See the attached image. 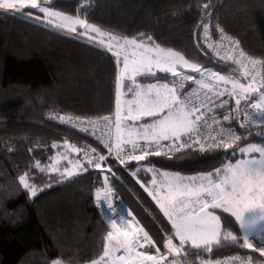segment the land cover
<instances>
[{
	"label": "trees",
	"instance_id": "16d2710c",
	"mask_svg": "<svg viewBox=\"0 0 264 264\" xmlns=\"http://www.w3.org/2000/svg\"><path fill=\"white\" fill-rule=\"evenodd\" d=\"M85 3L86 0H51L53 9L79 15L103 30L129 37L140 33L151 35L162 47L190 54L189 58L221 75L232 70L240 73L205 47L203 30L198 25L204 19L202 5L209 3L211 19L205 21L209 30L216 34V25L223 27L226 33L239 39L248 54L264 59V0H92L87 7ZM22 11L42 15L35 9ZM89 11L91 14L87 15ZM197 43L199 54L193 52ZM116 70L115 58L87 39L57 31L46 22L28 19L20 13L0 11V264H51L57 258L65 264H88L98 257L110 230L105 221V207L101 209L95 202V191L103 184L105 174L154 239L159 241L164 236L160 229L171 228L156 202L140 186L141 183L150 186L152 174L141 170L135 177L131 175L137 162L125 167L109 158L107 166L115 172L112 176L88 166L83 152L79 155L71 152L69 160L80 159L88 167V171L71 180H63L59 172L42 173L34 167L36 161H40L41 167L51 165L65 151V140L78 148L95 147L106 155L92 138L48 117L55 112L113 113ZM238 128L246 138L240 142L242 145L264 142V136L259 134L264 127ZM53 143L61 147L53 148ZM169 155L172 159L164 156L149 159L159 170L184 175L210 172L228 159L234 160L226 157L222 149ZM69 160L57 164L61 172L71 167ZM24 172H30L33 177L30 182L44 189L35 198L18 185V177ZM223 217L225 227L240 235L234 218L228 214ZM251 242L254 248L259 247L253 236ZM254 248L224 244L213 249L211 258L223 260L240 255L264 260ZM173 258L182 264H200L209 254L189 250L180 256H169L168 260Z\"/></svg>",
	"mask_w": 264,
	"mask_h": 264
},
{
	"label": "snow or ice",
	"instance_id": "6c2138e0",
	"mask_svg": "<svg viewBox=\"0 0 264 264\" xmlns=\"http://www.w3.org/2000/svg\"><path fill=\"white\" fill-rule=\"evenodd\" d=\"M91 4L92 0H86L85 7ZM210 7L209 3L202 5L204 19L198 28L203 30L207 48L221 62L230 61L238 66L239 77L221 75L189 58L190 54L162 47L151 35L121 36L103 30L79 15L54 11L51 0H0L3 13H20L28 19L46 22L57 31L87 39L115 58L114 119L112 115L92 118L50 114L48 117L93 136L107 150V155L95 147L78 148L65 140V151L59 156L69 160L71 152H83L88 166L112 176L115 172L107 166L109 158L125 167L137 162L136 171L131 175L135 177L141 170L152 174L150 186L142 183L140 186L171 225L170 229H160L165 234L159 241L140 224L131 210H123L121 214L127 217L126 226L120 225V214L112 199L116 193L109 175H105L103 184L95 191V202L101 209L106 205L113 215L108 217L110 230L104 238L102 253L88 264H178L175 258L169 261L168 257L180 256L189 250L209 254V258L201 259L200 264H264V260L256 261L251 256L230 260L211 258L213 249L224 244L253 249L251 238L257 227L264 223V143L242 145L240 142L246 138L230 126L234 121L245 130L253 123L264 125V59L248 54L239 39L219 25H216L219 41L207 42L210 33L209 23L205 21L211 19ZM25 9L37 10L43 14V19L31 12H23ZM90 14L89 11L87 15ZM193 52L199 54L198 43ZM126 79L130 81L127 86L124 84ZM139 79L156 82L144 85L138 82ZM241 79L247 82L242 83ZM124 87L131 94V99L124 102L126 109H122L121 104ZM225 96L228 99H222ZM232 99L235 100L234 109L230 107ZM242 101L243 108L240 107ZM220 109H225L222 118L216 114ZM142 119L143 123H137ZM225 122L229 126L226 127ZM259 134L264 136V132ZM52 147L61 146L53 143ZM183 149L201 153L222 149L226 157L234 158V162L228 159L210 172L185 176L180 172L161 171L149 159L161 156L172 159L170 153ZM56 163L54 161L45 168L36 161L34 167L42 173L59 172L63 180L75 179L81 172L88 171L80 159L69 160L71 167H65L62 172ZM32 179L30 172H24L18 177V185L35 198L44 189L30 182ZM223 214L234 218L240 235L225 227ZM254 250L264 257V239ZM51 264H65V261L57 258Z\"/></svg>",
	"mask_w": 264,
	"mask_h": 264
},
{
	"label": "built area",
	"instance_id": "2783aa9c",
	"mask_svg": "<svg viewBox=\"0 0 264 264\" xmlns=\"http://www.w3.org/2000/svg\"><path fill=\"white\" fill-rule=\"evenodd\" d=\"M209 33H210V39H209L207 42H210V43H216V42L219 41V33H218V32H217L216 34H214L213 32H211V30H209ZM205 47H206V49L208 50V52H209L210 54H212V55L215 56L217 59H219L214 53H212V52L207 48V44H206V42H205ZM241 47H242V46H241ZM221 55H223V50H221ZM254 57H255V56H254ZM256 58H258V57H256ZM226 64H229L230 66H234V68H236V69L239 70L238 66L235 65V64H232L230 61L227 62ZM229 74H234V75H236V76H238V77H239V75H240V73H236V72H234L233 70H232V71H228V72L224 73L223 75H229ZM241 82H242V83H246L247 81L244 80V79H241ZM189 83H190V82H189ZM229 87H230V85H229ZM222 99H228V97L225 96V97H223ZM230 107L233 108V109L236 107V105H235V100H234V99H232V100L230 101ZM240 107H241V108L244 107V103H243V101L241 102V106H240ZM224 111H225V109H220V110H218V112L216 113L217 116L222 118V113H223ZM52 114L65 115V114H60V113H58V112H55V113H52ZM233 114H234V113H233ZM68 115H70V114H68ZM103 115H112V117H113V119H114V112L111 113V114L73 115V116H81V117H92V118H95V117H97V116H103ZM241 119H243V117H241ZM225 125H226V127L229 126V125L227 124V122H225ZM66 126H67V125H66ZM230 126L233 128V130L236 131V133H237L238 135H240L239 128H238V126H239V122L234 121ZM250 126H260V127H264V125H261V124H259V123H253V124H251ZM250 126H249V127H250ZM100 127L103 128V125L101 124ZM75 130L78 131V132H80L78 129H75ZM80 133H81V134H84V135H87L88 137L92 138L94 141H96V142H97V143H98V144L104 149L103 145L100 144V143L98 142V140L95 139L93 136H91V135H89V134H87V133H84V132H80ZM112 134H113V137H114V128H113V130H112ZM141 143H143V142L141 141ZM165 143H167V142H165ZM104 150H105L106 155H107V150H106V149H104ZM181 151H199V150L183 149V150H181ZM181 151H180V152H181ZM98 152H99V151H98ZM174 153H176V152H174ZM170 154H172V153H170ZM104 155H105V153H104ZM112 159H113V158H112ZM114 160H115V159H114ZM115 161L118 162L117 160H115ZM118 163H119V162H118ZM115 193H116V194H115V196H114L112 199L114 200L115 206H116V208H117V213L120 214L119 224L122 225V226H126V219H127V217H125V216L122 215L121 213L123 212V210H125V209L129 210V209H128V206L122 201L121 195H120L117 191H115ZM104 207H105V221H106L107 226L110 228V220L108 219V217H111V216L113 215V213L107 208L106 205H105ZM258 232H259V233L255 234L254 239H255V241H256L258 244H260L261 239H264V230H262V231H258ZM162 251H165V250H162ZM153 253H154V250H153ZM233 257H243V258H247V257L240 256V255H230V256L225 257L223 260H230V259L233 258ZM177 261H178V260H177ZM178 264H182V263H180V262L178 261Z\"/></svg>",
	"mask_w": 264,
	"mask_h": 264
},
{
	"label": "crops",
	"instance_id": "0c3cea01",
	"mask_svg": "<svg viewBox=\"0 0 264 264\" xmlns=\"http://www.w3.org/2000/svg\"><path fill=\"white\" fill-rule=\"evenodd\" d=\"M154 71H155V69H154ZM138 82L139 83H141V84H144V85H146V84H149V83H155L156 81L155 80H153V81H140V80H138ZM161 82H165V81H161ZM124 84L127 86V85H129L130 84V81H128L127 79L124 81ZM122 96H121V104H122V109H126V105H125V101L126 100H129V99H131V94H128L127 93V87H124V88H122ZM114 113H115V102H114ZM122 114H125L126 115V111H123L122 112ZM146 119V118H145ZM144 122V120L142 119L141 121H139V122H137V123H143ZM234 161V160H233ZM199 174H201V173H199ZM191 175H198V174H191ZM185 176H190V175H185ZM264 230V223H262V224H260L258 227H257V229H256V231H260V230ZM177 241H175V243H176Z\"/></svg>",
	"mask_w": 264,
	"mask_h": 264
},
{
	"label": "rangeland",
	"instance_id": "374dc122",
	"mask_svg": "<svg viewBox=\"0 0 264 264\" xmlns=\"http://www.w3.org/2000/svg\"><path fill=\"white\" fill-rule=\"evenodd\" d=\"M54 11H57V10H55V9H53ZM41 17L43 18V14L41 15ZM250 143H257V144H259V143H264V142H262V141H253V142H250ZM61 160H64V159H61L60 158V156H59V154H58V156H56L55 157V159H54V161H56L57 163H56V166H57V164L61 161ZM75 162V161H74ZM234 162V161H233ZM161 171H165V170H161ZM173 172V171H172ZM106 175V174H105ZM104 175V176H105ZM182 175H184V174H182ZM191 175V174H190ZM218 214V213H217ZM260 231H262V229L260 230ZM257 233H259L258 231H255V233L253 234V237L255 236V234H257Z\"/></svg>",
	"mask_w": 264,
	"mask_h": 264
},
{
	"label": "water",
	"instance_id": "95a60500",
	"mask_svg": "<svg viewBox=\"0 0 264 264\" xmlns=\"http://www.w3.org/2000/svg\"><path fill=\"white\" fill-rule=\"evenodd\" d=\"M74 154H75V155H79V153H77V152H74Z\"/></svg>",
	"mask_w": 264,
	"mask_h": 264
}]
</instances>
